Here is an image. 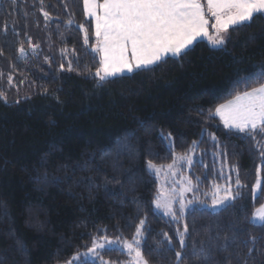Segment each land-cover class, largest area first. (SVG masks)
Here are the masks:
<instances>
[{"label": "trees", "instance_id": "trees-1", "mask_svg": "<svg viewBox=\"0 0 264 264\" xmlns=\"http://www.w3.org/2000/svg\"><path fill=\"white\" fill-rule=\"evenodd\" d=\"M228 35L223 47L200 40L186 55L100 82L83 0H0V264H66L94 236L131 240L144 218L141 248L151 264H177L163 233L179 250L176 229L185 222L186 264H264V226L250 223L264 202L251 192L259 165L264 189V159L253 139L209 115L257 86L242 78L264 66V15ZM185 153L199 190L231 177L235 191L232 166L244 186L230 205L191 209L172 222L155 211L159 183L147 165L167 166ZM102 255L128 261L119 249Z\"/></svg>", "mask_w": 264, "mask_h": 264}, {"label": "snow or ice", "instance_id": "snow-or-ice-1", "mask_svg": "<svg viewBox=\"0 0 264 264\" xmlns=\"http://www.w3.org/2000/svg\"><path fill=\"white\" fill-rule=\"evenodd\" d=\"M83 5L84 15L94 20L96 43L91 50L100 57L99 67L95 72L100 82L124 72L133 73L149 69L164 62L169 55L172 57L186 55V50L202 38L207 39L213 47H223L229 39L230 28L249 24L255 16L264 15V0H206V8L201 0H102V2L83 0ZM43 14L46 19L49 18L48 12ZM210 19L215 21L211 25ZM72 23L73 20L70 18L68 24ZM209 27L212 32L209 31ZM79 28L83 31L84 46L87 48L88 29L83 24H80ZM31 47L35 51L38 45ZM2 54L0 51V55ZM18 54L20 57L27 55L23 44L19 47ZM60 67L63 69L64 66ZM68 70H72L71 62ZM242 79L252 81L257 86L237 92L232 99L218 105L214 112L210 111L209 115L219 116L226 129L244 133L253 139L259 147L261 158L264 159V146L256 139L257 136L264 138V66L257 72L248 73ZM209 135L213 140L216 139L214 135ZM161 136L162 139L170 140L171 133H168L167 137H164L163 133ZM196 146L197 142L193 141L188 152H192ZM180 160L186 161L189 167L193 163V157L185 153L174 157L173 163L167 165L168 169H173ZM147 167L156 175L161 171V168L152 161H148ZM232 170L237 174L236 190L234 191L231 186V177L227 178L228 183L223 187L214 185L211 196L212 208L230 205L240 195L239 189L244 185L241 184L238 168L232 166ZM260 172L261 170L257 168V180L251 188L253 198H257L258 194L264 195ZM172 174L175 175V172ZM198 190V183H193L190 176L183 177L179 191L172 189L168 194L156 197L153 201L155 209L162 211L164 216L171 217L173 221H183L189 209L195 210L196 205L207 206L206 202L196 195ZM186 193H192V198L187 199ZM176 204L179 205L178 209L175 207ZM250 223L253 226H264V204H260L252 213ZM145 225L146 218L139 219L131 240L121 236L109 238L107 234L94 236L85 256L91 255L94 264L96 260H99V264H114L105 260L102 253L119 249L126 251L130 258L129 264H151L141 248L146 231ZM188 232L186 222L183 223L182 230L176 229L179 250L173 246V237L167 232L163 233L164 242L170 246L168 250L174 252L177 264H186ZM224 239L227 242L228 237L225 236ZM251 239L255 243L256 237ZM224 248H227V243ZM199 253H204V249L201 248ZM199 253L193 250L191 254L201 259ZM78 258L79 254L66 264H74ZM203 259L207 260L206 254ZM228 264H231L230 260Z\"/></svg>", "mask_w": 264, "mask_h": 264}, {"label": "rangeland", "instance_id": "rangeland-1", "mask_svg": "<svg viewBox=\"0 0 264 264\" xmlns=\"http://www.w3.org/2000/svg\"><path fill=\"white\" fill-rule=\"evenodd\" d=\"M156 166L161 168L159 175H156V173L154 171H150V172L153 173L158 179L159 190H158L157 196L158 195H161V196L166 195L172 189H176L177 191H179L180 188L182 187V178L189 175L190 168H191L188 166V164L184 160L177 161L174 168L171 170H169L167 166H158V165H156ZM258 168L261 170V165H259ZM173 172H175V175L172 174ZM260 179H261V183H262L261 172H260ZM256 180H257V171H256ZM227 182H228V180H227ZM212 192H213V187L211 189L198 190L196 195L199 197L200 200L205 201L207 206L202 207L200 205H196V208L201 209V210H209V211H218L221 208H223V207H217V208L211 207ZM205 193H207V195H205ZM192 196H193L192 193H186L187 199H191ZM258 196H259V194H258ZM263 204H264V202H263ZM175 207L178 209L179 205L176 204ZM154 208H155V206H154ZM189 210H191V209H189ZM155 211L160 213L162 216H164L162 211H159L156 209H155ZM164 217L173 222L171 217H168V216H164ZM141 246H142V244H141ZM87 252L88 251L79 253V258L74 262V264H83L86 262L94 263L93 257L91 255L85 256V253H87ZM123 252L126 253V251H123ZM76 256H77V254L74 257H76ZM129 259L130 258L128 257V261L124 264H129ZM71 260H73V258ZM95 263H99V260H96Z\"/></svg>", "mask_w": 264, "mask_h": 264}, {"label": "crops", "instance_id": "crops-1", "mask_svg": "<svg viewBox=\"0 0 264 264\" xmlns=\"http://www.w3.org/2000/svg\"><path fill=\"white\" fill-rule=\"evenodd\" d=\"M201 2L202 3H204L205 4V8L207 7V5H206V0H201ZM88 19H90V20H92V22H93V24H94V20L91 18V17H87ZM215 21H214V19H210V25L212 24V23H214ZM231 29V28H230ZM229 29V30H230ZM209 31L210 32H212L213 30L211 29V27H209ZM200 40H205L210 46H212L208 41H207V39H205V38H202V39H200ZM199 40V41H200ZM196 43V42H195ZM194 43V44H195ZM193 44V45H194ZM192 47V46H191ZM190 47V48H191ZM213 47V46H212ZM215 48H220V47H215ZM168 57H171L170 55L168 56ZM126 74H129L128 72H124L123 74H120V75H117V76H115V77H118V76H122V75H126ZM110 78H114V77H110ZM219 119H220V117L219 116H217ZM223 123V122H222ZM229 130V129H228ZM231 131H235V130H231Z\"/></svg>", "mask_w": 264, "mask_h": 264}]
</instances>
